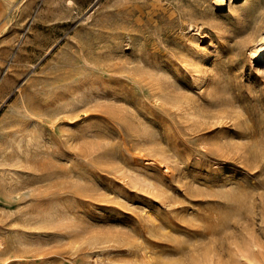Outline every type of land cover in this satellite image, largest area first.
I'll list each match as a JSON object with an SVG mask.
<instances>
[{
    "label": "rangeland",
    "instance_id": "374dc122",
    "mask_svg": "<svg viewBox=\"0 0 264 264\" xmlns=\"http://www.w3.org/2000/svg\"><path fill=\"white\" fill-rule=\"evenodd\" d=\"M7 1L0 264H264V79L223 32L264 0Z\"/></svg>",
    "mask_w": 264,
    "mask_h": 264
},
{
    "label": "bare ground",
    "instance_id": "6f19581e",
    "mask_svg": "<svg viewBox=\"0 0 264 264\" xmlns=\"http://www.w3.org/2000/svg\"><path fill=\"white\" fill-rule=\"evenodd\" d=\"M4 1V0H3ZM7 1V0H6ZM245 1V0H244ZM258 1V0H257ZM8 2V1H7ZM215 3L214 11H212L209 15V13H205V17H209L212 19V21H215L217 19V15H214L215 10H222L226 8L228 5L230 6L233 2V0H213ZM256 2V1H255ZM247 9L243 8H232L233 15H234V28L232 30H228V27H225L224 33H227L225 36H229L232 38V45L233 49L236 52V55L242 56L243 55V63L239 67L240 71H248L250 74L257 76L259 78L264 79V4L257 3L254 4ZM8 5V4H7ZM14 9V8H13ZM210 12V11H209ZM208 14V15H207ZM202 16V15H201ZM233 20V19H232ZM232 22V21H231ZM190 23V22H189ZM217 23V22H216ZM195 24V23H194ZM216 26H221V23H217ZM198 25V24H197ZM200 26V25H199ZM223 26V25H222ZM201 28V27H200ZM199 28V29H200ZM193 31V30H192ZM200 31V30H199ZM195 33V32H194ZM200 33V32H199ZM194 35V34H193ZM205 35V34H204ZM224 39V37H223ZM226 39V38H225ZM190 42V41H189ZM224 43V41H223ZM125 44V43H124ZM195 51L194 53H199L200 47L198 45H195ZM193 53V54H194ZM205 53V52H204ZM209 53V52H208ZM206 54V53H205ZM212 54V53H211ZM195 55V54H194ZM193 55V56H194ZM213 55V54H212ZM203 56V54H202ZM210 56V55H209ZM121 57V56H120ZM201 57V56H200ZM205 58V57H204ZM208 59V58H207ZM124 61V60H123ZM206 61V60H205ZM85 62H88L85 59ZM78 63V62H77ZM197 64V63H196ZM204 64V62H203ZM153 66V65H152ZM154 67V66H153ZM197 72L203 73L205 70L200 69L199 66L195 67ZM202 68V66H201ZM206 68V67H205ZM141 70L144 71V73H149V75H152L148 69H144V67H141ZM152 70V69H151ZM207 71V70H206ZM177 73V71H176ZM247 73V72H246ZM154 75V74H153ZM184 75V74H183ZM203 74H197V77L195 80L197 82H203L204 78L206 76H202ZM153 79L156 81L155 83L159 86H170L169 81H166V83L161 82L159 76H154ZM194 81V80H193ZM192 81V82H193ZM164 83V84H163ZM96 86V85H95ZM84 88V87H83ZM68 89V88H67ZM160 89V88H159ZM199 89V88H198ZM129 93V92H128ZM79 93H77L78 95ZM162 95L164 97H170L174 100L176 103V106L179 107L180 104V96H172L170 94V91L168 87H165V89L162 91ZM79 96V95H78ZM74 97V96H73ZM92 97V96H91ZM88 98V97H87ZM115 98V97H114ZM121 98V97H120ZM70 99V98H69ZM80 99V98H77ZM125 101V100H124ZM82 102V101H81ZM120 102V101H119ZM121 104V102H120ZM48 105V104H47ZM182 106V105H181ZM228 107V109L225 107L224 109L219 111L220 115H224V113H227L228 110H230L229 105H225ZM102 109V108H101ZM56 112V111H53ZM56 114V113H55ZM50 115V114H49ZM72 115V114H71ZM48 116V115H47ZM222 118V117H221ZM193 119V118H192ZM193 122V121H192ZM74 123V122H73ZM32 125V124H31ZM85 127V126H84ZM188 127V126H187ZM156 128V127H155ZM164 128V127H163ZM70 132V131H69ZM238 132V131H237ZM204 133V132H203ZM20 134V133H19ZM67 134V133H66ZM90 135V134H89ZM229 138V137H228ZM69 140V139H68ZM5 148V147H4ZM93 149V148H92ZM74 151V150H73ZM220 151V150H219ZM214 167V166H213ZM47 204V203H46ZM50 216V215H49ZM56 216V215H55ZM68 224V223H67ZM67 230V229H66ZM111 237V236H110ZM92 241V240H91ZM94 241V239H93ZM84 243V242H83ZM38 245V244H37ZM143 246V245H142ZM139 254V253H138Z\"/></svg>",
    "mask_w": 264,
    "mask_h": 264
}]
</instances>
